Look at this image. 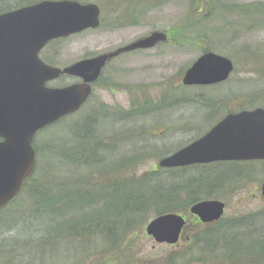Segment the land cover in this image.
I'll return each mask as SVG.
<instances>
[{
  "label": "rangeland",
  "instance_id": "374dc122",
  "mask_svg": "<svg viewBox=\"0 0 264 264\" xmlns=\"http://www.w3.org/2000/svg\"><path fill=\"white\" fill-rule=\"evenodd\" d=\"M21 1H0V7L5 8L6 4L18 6ZM78 1L97 4L101 21L95 29L54 41L44 49L58 50L64 65L113 49L152 30H166L168 41L112 61L93 84L92 93L83 107L37 135L38 146L53 142V147L54 141L62 138V153L63 143L74 137L80 124L95 126L105 136L108 132L127 134L130 130L140 134L141 142L150 145L149 148L161 152L158 156L150 153L143 163L134 167L136 174H140L155 168L167 150L174 151L202 135L224 114L220 110L215 118L213 111L208 110L210 106L204 105L203 97L209 101L216 94L238 92L241 95L243 92L264 91V19L245 23L237 8H233L262 4L264 0H141L143 4L137 7L135 14H132V0ZM225 6L230 8L223 11ZM242 16L248 18L247 13ZM203 47L231 59L234 69L228 84L208 90L203 86L184 87L181 84L184 71L202 53ZM71 81L65 77L51 85L60 86ZM240 95L241 105L246 102V97ZM86 117L91 118L90 124L85 123ZM112 155L115 160L116 156ZM52 158L53 154L47 150L40 162L51 161ZM57 160L61 165L62 158ZM36 173L38 175L39 170ZM175 175L162 170V176L174 182ZM253 177L256 179L221 194L220 199L227 204L223 216L225 221L242 216L264 218L263 200L259 194L264 173L259 170ZM232 191L236 193H228ZM183 214L187 220L184 234L194 237L200 227L189 212ZM153 217L154 214L150 213L146 222ZM27 219L26 225L16 228L0 226V258L4 253L9 256L13 248V260L21 261V264H195L199 259L200 247L193 245L192 240L183 239L174 247L157 244L146 236L144 225L136 226V233L129 234L121 244L111 248H107L106 241L84 232L73 237L60 236L43 250L44 257L41 258V247H34L31 239H40V228L45 230L46 219L42 220L43 227L35 220L33 211ZM240 230L244 233L243 229ZM255 246H259V242ZM240 247L237 244L234 248L239 251ZM36 250L39 255H36ZM221 252L223 263L215 261L216 252H212L207 264H230L231 259L224 256L223 250ZM241 255L238 260L244 257L242 264H249L246 255Z\"/></svg>",
  "mask_w": 264,
  "mask_h": 264
},
{
  "label": "trees",
  "instance_id": "16d2710c",
  "mask_svg": "<svg viewBox=\"0 0 264 264\" xmlns=\"http://www.w3.org/2000/svg\"><path fill=\"white\" fill-rule=\"evenodd\" d=\"M21 2L17 4H29L32 1ZM132 3V14H135L143 2L132 0ZM1 7L0 12L3 11ZM6 7L10 5L6 4ZM234 7L245 23L264 19V3ZM228 8L225 6L223 11ZM245 13L248 18L242 16ZM252 13L255 14L251 17ZM206 50L211 48H202V52ZM240 96L246 97V102L241 104L243 108L264 106V91L243 92ZM90 120L86 117L85 123L90 124ZM108 133L105 136L95 126L80 124L74 137L67 138V143H63L62 153L59 139L54 141L53 147V142H50L36 148L35 170L14 200L13 211H10L11 208L0 211V226L16 228L26 225L28 214L32 211L40 226L44 223L42 220L46 219L45 230L40 228V239H31L34 247H41V258L44 257L43 250L48 248L52 240H58L60 236L73 237L82 232L106 241L107 248H111L134 233L136 226H145L150 213L154 216L166 212L184 213L194 202L204 198H222L223 192L256 179L253 175L259 170L264 173V161H245L166 169L156 166L136 174L134 167L143 163L150 153L158 156L160 150L149 148L150 145L141 142L143 138L140 134L130 130L127 134ZM47 150L53 154L52 160L40 162ZM170 152L167 150L165 153ZM60 157L61 165L57 160ZM194 168L197 171H193ZM37 170L40 172L38 175ZM162 170L176 173V182L163 177ZM247 217H234L226 221L221 218L213 226H199L200 231L190 237L193 245L200 247L199 259L195 264H207L212 252H216L213 259L223 263L221 250L224 256L231 259L230 264H242L244 257L238 260L242 253L249 264H264V218ZM256 242H259V246H255ZM237 244L241 246L239 251L234 248ZM11 251L9 256L5 253L1 256L0 264L22 263L13 260L15 251L13 248ZM39 251L36 250V255H39Z\"/></svg>",
  "mask_w": 264,
  "mask_h": 264
},
{
  "label": "water",
  "instance_id": "95a60500",
  "mask_svg": "<svg viewBox=\"0 0 264 264\" xmlns=\"http://www.w3.org/2000/svg\"><path fill=\"white\" fill-rule=\"evenodd\" d=\"M100 9L91 2L41 0L0 13V208L20 191L34 168L32 138L59 118L74 113L88 99L91 84L116 55L149 49L167 41V33L152 30L129 43L59 68L41 61L38 53L48 41L66 37L100 23ZM227 56L205 51L185 70L183 85H209L226 80L233 70ZM81 79L63 87L46 85L60 75ZM264 160V107L230 113L206 133L157 162L161 168L215 161ZM264 202V181L260 185ZM225 203L203 199L189 212L202 223L216 221ZM182 214L168 212L145 225L156 242L174 244L185 226Z\"/></svg>",
  "mask_w": 264,
  "mask_h": 264
},
{
  "label": "flooded vegetation",
  "instance_id": "af4514ba",
  "mask_svg": "<svg viewBox=\"0 0 264 264\" xmlns=\"http://www.w3.org/2000/svg\"><path fill=\"white\" fill-rule=\"evenodd\" d=\"M0 1H5V0H0ZM11 7H13L14 9V5H12ZM9 9H12L10 7H5L3 8V12L6 11V10H9ZM68 37V36H67ZM67 37H62V38H57V39H53V40H50L47 42V44L39 51L38 53V57L41 61H43L44 63L48 64V65H51V66H55V67H60V68H63L75 61H72L66 65H64L61 61V56L62 54L60 52H58V50H44L49 44H52V42L54 41H57V40H60V39H63V38H67ZM135 39V38H134ZM133 40V39H132ZM130 40V41H132ZM130 41L126 42V43H129ZM125 44V43H124ZM123 45V44H122ZM119 47V46H117ZM117 47L113 48V49H110V50H106V51H103V52H99V53H96L94 55H97V54H100V53H104V52H110V51H113L115 50ZM140 50H145V49H134V50H131V51H127V52H123V53H120L118 55H116L115 57L111 58L106 64L105 66L103 67L99 77L92 83V87H93V84L96 83L101 77H102V73L104 71V69L114 60H116L117 58L119 57H122L126 54H130V53H133V52H138ZM93 56V55H91ZM70 78L72 79V81L70 83H73V82H80L81 79L78 78V77H74V76H69V75H60L57 79L53 80V81H50L48 82V84H51L52 82H57L58 80H62L63 78ZM230 82L229 78L226 79V80H223V81H220V82H217L215 84H211V85H205L203 87L206 88V90L208 89H214V88H217L218 86H221L223 84H228ZM70 83H62L60 86H63V85H67V84H70ZM47 84V85H48ZM206 92V91H205ZM239 93L238 92H233L231 95H215L213 96L212 98L208 100L204 98V105H208L210 106V108L208 110L210 111H213V115H215V118H217L219 116V112L221 111H224V114H222V116L214 123L216 124L217 122H219L222 118H224L226 115L230 114V113H237L239 111H241V109H250V108H243L240 103H239ZM221 110V111H220ZM64 117H61L59 120H57V122H61L63 120ZM56 122V123H57ZM213 124V125H214ZM212 125V126H213ZM47 126L41 128V129H38L35 134L33 135V138H32V147L33 149L35 150V163H34V169H33V172L35 170V165H36V155H37V149L36 148H41L42 145H39L41 147L38 146V144L36 143V136L43 133L44 130H46ZM0 141H2V138L0 137ZM60 144H61V139H60ZM248 161H264V160H248ZM216 162H245V161H216ZM211 163H215V162H210V163H205L203 165H207V164H211ZM33 174V173H32ZM30 174L28 177H26L22 183V187L20 189V191L17 193V195L15 197H13V199H11L4 207L0 208V211L3 210V209H6V208H11L12 209V204L14 202V200L19 196V194L21 193L22 189H23V186L24 184L26 183V181H28L31 177ZM259 194H260V191H259ZM261 196V195H260ZM195 217V216H194ZM196 221H197V217H195ZM199 226L201 227H207V226H213V223L215 222H208V223H200V222H197ZM146 236L150 239H152L155 243L157 244H167L171 247H174L176 245H179L180 241L181 240H190V237L191 235L190 234H184V230L181 231L180 233V236H179V239L176 243L174 244H168V243H165V242H156L151 236L147 235ZM172 256V255H171ZM172 262V261H170Z\"/></svg>",
  "mask_w": 264,
  "mask_h": 264
}]
</instances>
